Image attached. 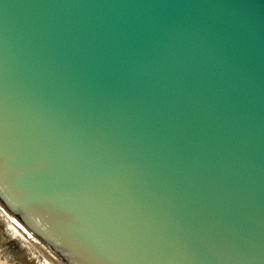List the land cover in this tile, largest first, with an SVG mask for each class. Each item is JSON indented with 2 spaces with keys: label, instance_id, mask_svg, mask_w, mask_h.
I'll use <instances>...</instances> for the list:
<instances>
[{
  "label": "water",
  "instance_id": "1",
  "mask_svg": "<svg viewBox=\"0 0 264 264\" xmlns=\"http://www.w3.org/2000/svg\"><path fill=\"white\" fill-rule=\"evenodd\" d=\"M0 264H264V0H0Z\"/></svg>",
  "mask_w": 264,
  "mask_h": 264
}]
</instances>
